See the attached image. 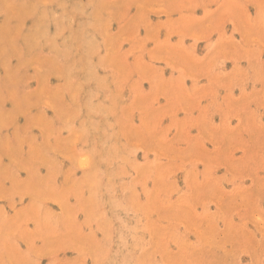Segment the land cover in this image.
Wrapping results in <instances>:
<instances>
[{
    "label": "rangeland",
    "instance_id": "374dc122",
    "mask_svg": "<svg viewBox=\"0 0 264 264\" xmlns=\"http://www.w3.org/2000/svg\"><path fill=\"white\" fill-rule=\"evenodd\" d=\"M0 264H264V0H0Z\"/></svg>",
    "mask_w": 264,
    "mask_h": 264
}]
</instances>
